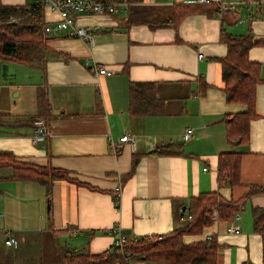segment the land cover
<instances>
[{"label":"crops","instance_id":"0c3cea01","mask_svg":"<svg viewBox=\"0 0 264 264\" xmlns=\"http://www.w3.org/2000/svg\"><path fill=\"white\" fill-rule=\"evenodd\" d=\"M250 1L222 15L188 12L176 25L172 17L154 27L128 24L127 11L77 13V24L92 27V45L43 33V70L6 61L0 111L13 118L35 114L37 97L43 95L47 136L33 144L32 124L0 126V150L62 168L71 179L51 180L49 192L38 181L0 179V264H63L62 249L98 253L117 246L110 232L115 225L128 239L169 232L189 221L192 199L200 194L214 191L237 201L249 186L264 187V0ZM38 3L0 0L7 5ZM189 3L197 2L142 0L139 5L155 7L151 13L161 21L174 12L173 6ZM42 7L44 23L56 19L55 11ZM222 30L251 37L247 57L258 64L260 78L247 138L234 143L226 139L227 122L246 105L225 98L219 60L227 51ZM10 65L19 67L14 70L21 77L10 73ZM93 65L110 73L95 74ZM131 81L154 83L156 97L163 99L162 114L129 115ZM30 100L32 109L19 108L17 102ZM185 129L191 131L188 139L182 138ZM124 134L131 141L119 142ZM109 139L116 150L109 148ZM169 143L177 153H147L155 146L169 149L163 146ZM223 151L239 152L233 185L217 180ZM253 209L259 211L258 224ZM231 225L236 229L229 231ZM210 236L217 243L215 264H264V192L243 199L231 219L214 218L182 239L190 243ZM8 237L16 244H5ZM94 264L168 263L140 258Z\"/></svg>","mask_w":264,"mask_h":264},{"label":"trees","instance_id":"16d2710c","mask_svg":"<svg viewBox=\"0 0 264 264\" xmlns=\"http://www.w3.org/2000/svg\"><path fill=\"white\" fill-rule=\"evenodd\" d=\"M127 22L146 23L154 27L172 20L176 25L179 19L188 12H203L206 14L227 11L220 10L211 2L189 3L173 6L174 12L167 19L158 21L151 13L155 7L140 6L142 0H127ZM43 7L41 4L7 5L0 4V64L14 61L30 67L43 70L45 60L46 37L43 34ZM221 40L226 44L227 51L220 58V75L227 101L242 102L246 110L231 116L227 122L226 139L238 142L247 138L249 120L254 114L255 84L260 81L258 64L247 57L248 49L253 43L251 37L233 34L222 30ZM38 110L35 114L13 118L9 113L0 111V126L16 127L32 124L36 118H44V110L48 108L45 97H37ZM128 112L131 117L159 115L163 113V99L156 97L153 82L131 81L128 85ZM175 145V144H174ZM163 145L166 148L174 146ZM177 153L171 148L162 149L155 146L148 154ZM137 157L132 156V166ZM239 166V152L223 151L219 153L217 161V180L220 183L227 179L230 185L237 183ZM0 169H8L0 174V179L34 180L47 186L49 192L50 181L59 178H69L68 172L62 168L48 165H38L17 158L9 150H0ZM71 179V178H69ZM254 192H264L263 186L251 185L241 200H226L214 191L200 194L193 198L190 207L189 221L178 228L160 234H151L135 239H127L121 246H112L102 252L90 253L62 249L63 264H94L105 262L125 263L135 259H149L168 264H215L217 243L213 236L204 240L183 242V235L197 233L201 227L212 219H231L246 199ZM215 212V217H212ZM259 211L253 209L255 224L261 218ZM49 216V214H48ZM49 218V217H48Z\"/></svg>","mask_w":264,"mask_h":264},{"label":"built area","instance_id":"2783aa9c","mask_svg":"<svg viewBox=\"0 0 264 264\" xmlns=\"http://www.w3.org/2000/svg\"><path fill=\"white\" fill-rule=\"evenodd\" d=\"M253 3L259 4V0H251ZM250 1V2H251ZM197 3H214L220 10L232 9L236 5L246 4L248 0L222 1V0H196ZM39 4L49 7L57 14L56 19L47 21L43 26L44 34H63L68 37L81 39L92 45L94 34L91 26H82L75 21L77 13L86 14H102V13H119L126 12L129 2L127 0H39ZM202 54L198 53L197 58H201ZM92 70L95 74H109L110 71L104 67L94 66ZM190 129H185L182 138L190 137ZM47 136V123L44 118H36L32 123L31 143L42 142ZM119 142L131 141L128 134L119 137ZM109 148L116 150L117 144L109 139ZM116 199L117 196H116ZM117 201V200H116ZM189 217V216H188ZM212 217H215L213 212ZM236 229L235 225L229 226L228 230ZM110 232L115 235V244L121 247L126 241L127 236L121 232L118 225L110 228ZM7 245H15L16 240L8 237L4 240Z\"/></svg>","mask_w":264,"mask_h":264},{"label":"rangeland","instance_id":"374dc122","mask_svg":"<svg viewBox=\"0 0 264 264\" xmlns=\"http://www.w3.org/2000/svg\"><path fill=\"white\" fill-rule=\"evenodd\" d=\"M17 68H19L17 65H10V73L12 72V73H15V74H17L16 72H15V70L14 69H17ZM19 74H17V76H18ZM19 77H21L20 75H19ZM12 95H14V92H12ZM17 104H18V106H19V108H26V109H32V101L30 100L29 101V103L27 104V103H24V101H22V104L20 103V102H17ZM7 171H9L8 169H0V174H4V173H7ZM0 235H1V237H2V233L0 232ZM2 239V238H1ZM2 241V240H1Z\"/></svg>","mask_w":264,"mask_h":264},{"label":"water","instance_id":"95a60500","mask_svg":"<svg viewBox=\"0 0 264 264\" xmlns=\"http://www.w3.org/2000/svg\"><path fill=\"white\" fill-rule=\"evenodd\" d=\"M7 64L6 62H1L0 64V75L4 76L6 74Z\"/></svg>","mask_w":264,"mask_h":264}]
</instances>
